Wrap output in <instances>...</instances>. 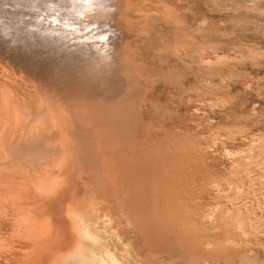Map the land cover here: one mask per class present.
Returning <instances> with one entry per match:
<instances>
[{
  "label": "rangeland",
  "instance_id": "obj_1",
  "mask_svg": "<svg viewBox=\"0 0 264 264\" xmlns=\"http://www.w3.org/2000/svg\"><path fill=\"white\" fill-rule=\"evenodd\" d=\"M20 2L23 0H0V212L3 214L0 213V244L3 247L0 249H3L5 253L9 249L14 250L15 247L16 249L22 248L23 243L27 246L28 238L27 241L22 240L23 238L21 239L18 233L22 212L25 208L22 202L31 195L37 197L36 195L39 194L38 198H42L43 194L45 198L49 199L50 196L52 200L61 197L58 199L67 213L75 211V208L79 206L77 202L82 203L85 210L92 212L94 218L87 219L83 212L74 221V227L79 234L86 229L97 236L95 242L99 259H110L113 254L120 257L128 256L123 243L130 239L131 235L133 236V233H130L131 230H136L138 227L146 234L149 253L129 251L134 252L129 256L131 258L133 255H135L134 259L138 257V260L146 257V260L144 258L141 260L148 264L151 260L155 263L150 264H156V262L157 264L162 262V264H240L238 261L241 262L244 258L243 252L240 253L241 256L238 254L233 257L222 249L212 251L213 253L199 250L195 252L189 248L192 244L191 236L188 233L185 235V231L179 225L175 226L177 231L175 233L168 230H165V233L161 232L162 222L160 224L154 218V209L159 207V203L163 200L159 197L160 191L157 188L165 170L158 154L170 151V149L174 150L175 146H169L170 140L177 141L184 135L201 142L199 144L201 157L199 160L193 157L191 166H187L189 174L192 175L191 178L196 180V186L188 190L190 208L193 210L217 208L219 212L214 223L215 228L207 230L209 232L207 235L219 245L225 239H234V231L229 230L227 226L229 216L233 215L232 210L238 207L230 204L233 198L228 185L232 184L235 179L227 172L230 159L226 152L247 148L254 135L264 136V0H188V2L182 0L181 5L178 3L176 7L186 24L195 28L204 17L208 18V22L210 21L209 27L206 28L210 29L208 31L210 33H205L206 36L200 34L194 37L195 48L193 54L187 58L183 55L176 57L170 53H167L169 56L166 53L161 55V52L156 51L158 49L154 52L153 46L161 42L156 36L148 38V41L146 38L136 37L131 33L125 34L119 40L118 36L113 34L100 37L101 32L108 30L109 27L101 26L102 22L98 21L101 27L98 30L96 28L98 25H96L93 31L92 28H87V23L90 22L88 18L85 19V23L82 22L84 18L76 21H81L79 26L82 31L80 32H73V28L64 27L66 19L62 20L63 24L56 23L58 28L67 30L65 33L67 38L64 37L65 35L59 37L57 34L45 31L53 22V18L31 8L30 5L21 6ZM165 34V41L171 44L173 34L167 30ZM102 40L112 42L110 44L113 50L110 56L106 57L102 49L104 45ZM115 41L118 43L122 41V43L120 42L118 46ZM155 42L157 44H154ZM150 43H152L151 46ZM119 49H121L120 52ZM216 53L231 55L234 60L229 59L228 62L208 69L199 64L200 56H214ZM74 54L77 55L76 58ZM78 56L80 57L77 58ZM126 57L132 60L125 61ZM115 58L119 59L118 62ZM152 58L155 61H152ZM32 59L34 60L31 61ZM64 59L67 61H63ZM71 59L74 60V64L73 62L70 64ZM79 63L84 64L83 68ZM94 67L96 70L93 69ZM121 72L123 73L120 74ZM209 83L216 84L217 88L210 90ZM120 85H124L123 88ZM94 102L97 104L94 105ZM91 103L95 108L100 107L96 108L102 110V112L96 111L100 112V115L95 114V111H89ZM87 105H90V108ZM58 109L62 113H59ZM48 113L50 115L47 116ZM103 113L106 115L101 116L104 115ZM60 114L62 118L59 117ZM225 114L230 115L226 118L227 120L224 119ZM36 115L40 118L35 119ZM115 115L116 118L118 116L119 121L121 120L119 124L123 122L125 127L123 125H121L122 128L117 127L118 123L115 122H118V118L116 120ZM211 117L214 119L210 120H215V123L210 125L209 118ZM52 119H55L56 124H53ZM109 119L112 120L109 121ZM193 120L196 123L192 125ZM39 121H41L40 124ZM90 121L97 124H94V127L97 126L95 130L94 127H84ZM92 123L88 126H92ZM197 125L202 126L198 128ZM31 126L35 128L32 130ZM82 127H84L85 131H82L84 133L79 131ZM166 134L167 138H165ZM87 140L92 141V144ZM161 143L165 144L168 150L164 145L160 146ZM262 146H264V141H262ZM177 148L179 147L176 146L175 149ZM116 155L119 157L117 158ZM94 156L97 157V164ZM255 157L256 175L253 176L256 180L253 187L251 186L253 189L246 192L244 197L246 200L243 197L242 199L246 201L244 204L246 207H243L247 211H253L249 221L252 226L251 232L263 234V236L248 237L250 244L244 246H247L248 251H254V253L256 251L261 257L259 260L262 261H252L251 264H264V187L262 186L264 182L260 181L264 174L262 168L264 157L263 159L259 156ZM114 163L117 166H114ZM115 167H120L121 170L126 167L128 170L125 168V173L130 176L122 178L125 173L118 168L117 173L119 174H116L117 178L114 176L115 179L110 176V172L116 171ZM130 168L135 170V176L132 174L133 171L130 173ZM106 169L109 171L106 172ZM106 173L109 176H105ZM129 178L134 184L138 182L135 178L139 181L144 179L146 187L138 193V203L135 205L137 208L135 207L133 217H127L121 210L115 209V211L106 202L112 196L117 197V201L125 198L124 183L127 185L131 182ZM239 179H236V183L241 181ZM100 181L101 184H99ZM113 183L122 184L124 189L121 186L120 188L124 190V193ZM105 185L107 187L104 188ZM113 185L121 193L114 194L113 190L116 192V188ZM191 190H194L191 192L192 196H190ZM74 193H78L79 198H76L77 195ZM139 204L141 205L138 206ZM94 207L97 208V212ZM195 215L197 216L198 213ZM125 216L126 218H123ZM127 221L130 223L127 224ZM131 222L136 223L137 227L133 226V228ZM160 225L162 227L158 228L157 226ZM33 231L34 229H31L32 234L35 233ZM113 232L117 233L114 235ZM252 237L254 239H251ZM20 244L22 245L19 246ZM32 244L34 246V243ZM100 244H104L103 247ZM25 245L23 246L26 248ZM4 257L0 254V260H4Z\"/></svg>",
  "mask_w": 264,
  "mask_h": 264
},
{
  "label": "bare ground",
  "instance_id": "obj_2",
  "mask_svg": "<svg viewBox=\"0 0 264 264\" xmlns=\"http://www.w3.org/2000/svg\"><path fill=\"white\" fill-rule=\"evenodd\" d=\"M4 1V0H3ZM18 1V0H17ZM182 0H23V2H20L21 6L22 5H30L31 8L37 9L40 12H44L47 14V17L49 18H53V22L51 24H49L48 28H44L45 31L47 32H52L54 34H57L59 37L65 35V33L67 32L66 29H63L61 27H57L56 25V21L59 20L61 24H63L62 20H67L68 23V27L73 28V32H80L82 31L80 28V23L76 22L77 20H81L82 18H84V22L85 23V19L87 20V18L90 20V22L87 23V28H92V30L94 29L93 27H95L96 25H98V21H101L102 25L104 27H109V29L106 31H102L101 36L100 37H105L108 34H113L114 36H118L117 39H121L123 36H125V34L127 33H131L134 34L136 37H143L146 38L148 41V38L152 37V36H156V38L159 37V40L161 41L160 44H157L155 42L153 46L154 52L158 51V53L161 52L162 54H173L176 57H181L183 55V57L185 56V58H187L189 55L191 56L193 50H194V46H195V38L196 35H202V36H206L209 30H207L206 28L209 27L208 24V18L204 17L202 18L200 24L198 25V27H191L190 25H188V23H185V20L183 19L182 15L179 14V9L176 7V5H178V3L181 5ZM188 2V0H187ZM19 3V2H18ZM185 3V2H184ZM2 5V4H1ZM13 5V4H12ZM19 8V7H18ZM190 9V8H189ZM193 9V7H192ZM194 10V9H193ZM191 11V10H190ZM84 13L83 16L79 15L78 13ZM194 12V11H191ZM9 13V12H8ZM187 13V12H186ZM195 13V12H194ZM18 14V13H17ZM10 15V14H9ZM185 16V15H184ZM75 18V19H71V18ZM185 18V17H184ZM24 22V21H21ZM16 23V22H15ZM55 23V25L53 24ZM58 24V23H57ZM33 25V24H32ZM61 26V25H60ZM79 26V27H78ZM100 25H98L96 28L99 30V28L101 27ZM15 28V27H14ZM24 28V27H23ZM41 29V27H40ZM96 29V30H97ZM10 30V29H9ZM86 30V28H85ZM95 30V31H96ZM165 30H167L170 34L172 33L174 38L172 39V43L170 44V42L167 44V42L165 41L164 37L165 35ZM28 31V30H27ZM41 31V30H40ZM94 31V30H93ZM101 31V30H100ZM99 31V32H100ZM207 31V32H206ZM92 32V31H91ZM203 33V34H202ZM207 33V34H205ZM34 35V34H33ZM100 35V34H99ZM21 36V35H20ZM25 36V35H24ZM49 36V35H47ZM70 36V35H69ZM94 36V35H93ZM133 36V35H132ZM65 38H67V36H64ZM195 37V38H194ZM113 38V37H112ZM73 39V38H72ZM99 39V38H98ZM107 38H105L106 40ZM116 39V40H117ZM155 40V38H153ZM20 40V39H19ZM112 40V39H111ZM115 40V39H113ZM151 40V39H150ZM12 41V40H11ZM10 41V42H11ZM23 41V40H22ZM108 41V40H107ZM103 42V48L104 52L107 56H110L111 51L113 50V48L111 47L112 42L108 43V42ZM152 41V40H151ZM8 42V41H6ZM70 42V41H69ZM73 42V41H72ZM89 42V41H88ZM94 41H92L93 43ZM116 44L118 43L117 41H115ZM122 43V41H119V43ZM9 43V42H8ZM17 43V42H16ZM54 43V42H53ZM57 43V41H56ZM62 43V42H61ZM87 43V42H86ZM98 43V42H97ZM100 43V42H99ZM119 43L117 44L119 46ZM144 43V42H143ZM149 43V42H148ZM153 43V41H152ZM152 43H150L149 45L151 46ZM63 44V43H62ZM68 44V43H67ZM72 44V43H71ZM101 44V43H100ZM17 45V44H16ZM65 45V44H63ZM115 45V43H114ZM144 45V44H143ZM201 46V45H200ZM65 47V46H64ZM72 47V46H71ZM90 47V46H89ZM157 47V48H156ZM60 48V47H59ZM67 48V47H66ZM98 48V46H97ZM116 48H114L115 50ZM151 49V48H150ZM155 49H158L155 51ZM96 50V49H95ZM94 50V51H95ZM121 49H119L120 52ZM134 50V49H133ZM58 51V50H57ZM98 51V50H96ZM102 51V50H100ZM73 52V51H72ZM84 52V51H83ZM118 53V51H116ZM129 51V55H130ZM163 52V53H162ZM183 52V53H182ZM15 53V52H14ZM22 53V52H20ZM57 53V52H56ZM71 53V52H70ZM128 53V52H127ZM126 53V54H127ZM16 54V53H15ZM64 54V53H62ZM61 54V55H62ZM78 54V53H76ZM76 54H74L75 58H76ZM113 54V53H112ZM122 54V53H120ZM134 54V52H133ZM167 54V56H169ZM8 55V53H7ZM25 55V54H24ZM31 55V54H30ZM66 55V54H65ZM68 55V54H67ZM79 55V54H78ZM83 55V54H82ZM91 55V54H90ZM99 55V54H98ZM115 56V54H113ZM16 56V55H15ZM60 56V55H59ZM58 56V57H59ZM70 56V55H69ZM81 56V55H80ZM80 56H78L77 58H79ZM87 56V55H86ZM113 56V57H114ZM154 56V55H153ZM167 56L165 57V59L167 58ZM237 56H241V55H237ZM57 57V56H56ZM57 57V58H58ZM67 57V56H66ZM159 57V56H157ZM32 58V57H31ZM30 58V59H31ZM38 58V57H37ZM42 58V57H41ZM49 58V57H48ZM69 58V57H68ZM86 58V57H85ZM84 58V59H85ZM127 58V57H126ZM129 58V57H128ZM127 58L128 61L129 59ZM160 58V57H159ZM238 58V57H237ZM26 59V58H25ZM47 59V58H46ZM52 59V58H51ZM56 59V58H55ZM90 59V58H89ZM151 59V57H150ZM153 59V58H152ZM172 59V58H171ZM189 59L191 60V57H189ZM188 59V60H189ZM230 60H234V57H232L231 55L229 56H224V55H219L217 54L216 56L212 57V56H204L201 57L200 62L204 65H209V66H213V65H217L220 64L222 62H228ZM34 59H32L31 61H33ZM36 60V59H35ZM72 60V59H71ZM116 62H118V60L115 58ZM132 60V59H130ZM129 60V61H130ZM135 60V58H134ZM142 60V59H141ZM147 60V59H146ZM178 60V59H176ZM180 60V59H179ZM13 61V60H12ZM45 61V60H44ZM54 61V60H53ZM63 61H67L66 59H64ZM74 60L70 61L72 64ZM150 61V60H149ZM152 61H155L154 59ZM37 62V61H36ZM35 62V63H36ZM55 62V61H54ZM78 62V61H77ZM76 62V63H77ZM84 63H86V61H83ZM93 62V61H92ZM90 61V63H92ZM14 63V62H13ZM31 63V62H29ZM56 63V62H55ZM58 63V62H57ZM75 62H73L74 64ZM94 63V62H93ZM123 63V62H122ZM132 63V61L130 62V64ZM154 63V62H153ZM45 64V63H43ZM60 64V63H59ZM58 64V66H59ZM69 64V65H70ZM80 64V63H79ZM119 64H121L119 62ZM145 64V63H144ZM143 64V65H144ZM19 65V64H18ZM39 65V63H38ZM82 65L81 67L83 68V63L80 64ZM146 65V64H145ZM22 66V65H20ZM44 66V65H43ZM52 66V65H51ZM56 66V65H55ZM42 67V66H41ZM65 67V66H64ZM91 67V66H90ZM96 67V66H95ZM95 67L93 69H95ZM46 68V67H45ZM80 68V67H79ZM81 68V73L83 72V69ZM37 69V68H36ZM126 69V68H125ZM48 70V69H47ZM89 70V69H88ZM96 70V69H95ZM121 70V69H119ZM28 71V70H27ZM45 71V70H44ZM59 71V70H58ZM85 71V70H84ZM112 71V70H111ZM115 71V70H114ZM129 71V70H128ZM127 71V72H128ZM67 72V71H66ZM90 72V71H88ZM87 72V73H88ZM94 72V71H92ZM119 72V71H118ZM85 73V72H84ZM83 73V75H84ZM117 73V70H116ZM123 72H121L120 74H122ZM130 73V72H129ZM53 74V72H52ZM118 74V73H117ZM119 75V74H118ZM139 75V74H138ZM144 75V74H143ZM88 76V74H87ZM86 76V77H87ZM91 76V75H90ZM121 76V75H120ZM124 76V75H123ZM34 77V75H33ZM43 77V76H42ZM52 77V76H51ZM82 77V76H81ZM93 77V76H92ZM117 77V76H116ZM122 77V76H121ZM39 79V78H38ZM123 79V78H122ZM126 80V79H125ZM54 81V80H53ZM128 81V80H127ZM91 82V81H90ZM120 82V81H119ZM125 83V82H124ZM121 84V83H120ZM119 85V84H118ZM116 86V84H115ZM121 86V85H120ZM118 86V87H120ZM124 86V85H123ZM123 86H121L123 88ZM87 87V85H86ZM117 88V87H116ZM118 89V88H117ZM103 90V89H102ZM120 90V88H119ZM122 93V92H120ZM119 93V96H120ZM114 94V93H113ZM21 95V94H20ZM58 95V94H57ZM116 95V94H114ZM127 95V94H126ZM118 96V97H119ZM122 96V95H121ZM26 97V96H25ZM29 98V97H28ZM27 99V98H26ZM69 99V98H68ZM93 99V98H92ZM118 99V98H116ZM28 100V99H27ZM30 100V99H29ZM46 100V99H45ZM115 100V99H114ZM2 101V100H1ZM11 102V101H10ZM65 102V101H64ZM70 102V101H69ZM73 102V101H72ZM105 102V101H104ZM48 103V102H47ZM66 103H68L66 101ZM90 103V102H89ZM88 103V104H89ZM93 103V102H92ZM92 103L90 105H92ZM97 103L94 102V105H96ZM44 105V104H43ZM90 105H87L88 107ZM94 105L91 106V109H89V111L91 110V112H94L95 114L98 113L96 112L97 110L99 111L100 109H96V108H100V107H94ZM55 106V105H54ZM100 106V105H99ZM70 107V106H69ZM75 108V106H73ZM94 107V109H92ZM110 107V106H108ZM41 108V107H40ZM87 108V107H86ZM55 109V108H54ZM57 109V108H56ZM55 109V110H56ZM60 109V108H59ZM59 113H62L61 110ZM96 109V110H95ZM102 109V108H101ZM107 108H105L106 110ZM104 110V108H103ZM108 110V109H107ZM47 111V110H46ZM57 111V112H58ZM64 111V110H63ZM102 112V110H100ZM113 111V110H112ZM116 111V110H115ZM198 111V110H197ZM255 111V110H253ZM119 112V111H118ZM199 112V111H198ZM100 113V112H99ZM98 113V114H99ZM105 113V112H104ZM103 113V114H104ZM117 113V112H116ZM115 113V114H116ZM200 113V112H199ZM197 113V114H199ZM202 113V112H201ZM31 114V113H30ZM53 114V113H52ZM67 114V113H66ZM102 114V113H101ZM113 114V112H112ZM118 114V113H117ZM116 114V115H117ZM205 114V113H204ZM50 115V113L47 114V116ZM65 114H63L64 116ZM100 115V114H99ZM101 115V116H105ZM114 115V114H113ZM115 115V118H116ZM12 116V115H11ZM44 116V115H43ZM52 116V115H51ZM61 116V114L59 115V117ZM68 116V115H67ZM97 116V115H96ZM119 116V114H118ZM117 116V118H118ZM34 117V116H32ZM31 117V118H32ZM39 117L36 115L35 119ZM53 117V116H52ZM51 117V118H52ZM66 117V115H65ZM120 117V116H119ZM30 118V120H31ZM40 118V117H39ZM50 118V120H51ZM62 118V116H61ZM64 118V117H63ZM105 118V117H103ZM111 118V117H110ZM114 118V117H113ZM116 118V120H117ZM29 119V118H28ZM33 119V118H32ZM47 119V118H46ZM60 119V118H59ZM68 119V118H66ZM106 119V118H105ZM104 119V120H105ZM196 119V118H195ZM205 119V118H204ZM214 119V118H213ZM4 120V119H3ZM42 120V119H41ZM53 120V119H52ZM107 120V119H106ZM105 120V121H106ZM112 120V119H111ZM109 119V121H111ZM115 120V121H116ZM180 120V119H179ZM32 121V120H31ZM55 119L53 120V124H56ZM66 121V120H65ZM108 121V120H107ZM121 121V120H120ZM119 118H118V122L116 121L115 123L117 127L119 126V128H122L125 123H121L119 124ZM124 121V119H123ZM183 121V120H182ZM202 121V120H201ZM34 122V119H33ZM41 121H39L40 124ZM62 122V121H61ZM86 122V121H85ZM89 122V121H88ZM113 122V121H112ZM168 122V121H166ZM175 122V121H173ZM184 122V121H183ZM182 122V124H183ZM186 122V121H185ZM188 122V121H187ZM192 122V121H191ZM4 123V122H3ZM32 123V122H31ZM30 123V124H31ZM50 123L52 124V122L50 121ZM65 123V122H64ZM78 123V122H77ZM90 123H92V121H90ZM89 123V124H90ZM113 123V124H115ZM193 123L195 124L196 122L193 120ZM199 123V122H198ZM215 120H210L209 119V124H214ZM36 124V123H35ZM42 124V123H41ZM87 124V123H86ZM85 124V125H86ZM88 124V125H89ZM94 124L96 123H92V126H84V124H80L81 126L83 125L85 128H89V127H94ZM34 125V124H33ZM37 125V124H36ZM77 125V124H76ZM97 125V124H96ZM123 125V126H121ZM187 126V124H185ZM191 125V124H190ZM191 125V126H192ZM52 126V125H51ZM61 126V125H60ZM80 126V127H81ZM88 126V127H87ZM183 126V125H182ZM198 126V125H197ZM202 126V125H201ZM201 126H198L201 127ZM33 127V126H31ZM30 127V128H31ZM39 129V126H37ZM36 127V128H37ZM79 130V131H85L83 130ZM125 127V126H124ZM171 127V126H170ZM185 128V126H183ZM188 127V126H187ZM28 128V129H30ZM35 128V126L33 128H31L32 130ZM42 128V127H41ZM90 128V129H91ZM97 128L94 127V130ZM181 128V126H180ZM78 129V127H77ZM165 129V128H164ZM167 129V128H166ZM165 129V130H166ZM183 129V128H182ZM187 129V128H185ZM189 129V128H188ZM192 128H190L191 130ZM93 130V131H94ZM121 130V129H119ZM118 130V132H119ZM164 130V132H165ZM179 130V129H178ZM184 130V129H183ZM169 131V130H168ZM171 131V130H170ZM182 131V130H181ZM180 131V132H181ZM193 131V130H192ZM88 132V130H87ZM91 132V131H90ZM89 132V133H90ZM160 132V131H159ZM176 132V131H175ZM184 132V131H183ZM84 133V132H82ZM93 133V132H92ZM167 133V131H166ZM179 133V131H178ZM177 133V134H178ZM187 133V132H186ZM87 134V133H85ZM168 134V133H167ZM166 134V137H168V135ZM185 134V133H184ZM48 135V134H47ZM83 135V134H82ZM81 135V136H82ZM89 135V134H88ZM179 135V134H178ZM177 135V136H178ZM182 135V134H181ZM180 135V136H181ZM187 135V134H186ZM189 135V134H188ZM192 135V134H191ZM92 136V135H91ZM194 136V135H193ZM88 137V136H87ZM252 137V136H251ZM48 138V137H47ZM85 138V137H84ZM95 138V137H94ZM97 138V137H96ZM177 138V137H176ZM260 137H258V135H254L253 138L250 139V142L248 143V147L239 151H234V152H228V156H230L231 158H233V160H231V166L229 167V173L234 175L235 181L228 185L229 186V190L232 193V203H230L232 206L233 205H237L238 209L232 210V216H229L228 222L229 225L227 226L229 230L234 231V235L235 238H229V239H225L222 243H220V245L215 242L213 239L211 240V238L207 235V230L209 229H213L214 227V223L216 222L215 220H217V215L219 210H217V208H214V210H193L190 208V202L188 201V190L189 188H194V185L196 186V183H194L193 179L191 178L192 175H190L188 172L189 169L187 168L188 165H184L181 166L179 164L175 163V158L176 157H184L185 155L189 154V151H185V152H181V151H177L175 150L176 146H183V145H190L191 141L193 140V137L190 136H182L181 138L179 137V139L174 142H172L173 140H170V145L175 146L174 150L170 151L168 150V147L165 146V144L161 143L160 146L164 145L165 149L168 150L166 152L160 153L159 158L162 160V165H164V173L162 176V179L159 178V184L158 188L160 191V196L162 197V201L161 203H159V207L154 209V218H156L157 222L160 223L162 222V226L163 228H161L162 226H157L158 228H161V232L165 230H168L170 232L175 233L176 231V227L177 225L181 226L183 228V231H185V235H187V233L191 236V240H192V244L189 248H192V250L196 251H202V252H214L215 250L218 251V249H222L225 250L228 254H231L233 256H237L238 254L240 255V253H244V258H242L241 262L238 261V263L240 264H251L252 261L256 262V261H262L259 260L261 257L260 255H258L255 251H248V249L246 248L248 246L249 240L247 239L248 237L250 238L252 235L253 237H260L263 236V234L259 235L256 234L255 232H251V227L250 226V218H251V214H253V211H247L243 206H245L244 204H246V201H243V199H245L244 197L246 196V192L251 188V186L253 187V184L255 182V178L253 175H256V169H255V165L256 163V157L255 156H259V154L256 152V145L258 144V139ZM83 139V138H82ZM89 140V139H88ZM87 140V141H88ZM160 141V140H159ZM169 141V140H168ZM166 141V142H168ZM89 142V141H88ZM92 142V141H91ZM89 142V143H91ZM157 142V141H156ZM165 142V143H166ZM70 143V142H69ZM83 143V141H82ZM97 143V141H96ZM155 143V142H153ZM160 143V142H159ZM92 144V143H91ZM91 144H89L91 146ZM94 144V143H93ZM115 144V143H114ZM85 145V144H84ZM88 145V148L90 149ZM95 145V144H94ZM129 146V145H128ZM168 146V145H167ZM86 148V147H85ZM84 148V149H85ZM95 148V147H94ZM97 148V146H96ZM92 149V148H91ZM96 150V149H95ZM72 151V150H71ZM87 151V150H86ZM92 150H90L91 152ZM89 152V151H88ZM94 152V151H93ZM97 152V150H96ZM98 154V153H97ZM104 154V153H103ZM101 155V154H99ZM123 155V154H122ZM74 156V155H73ZM104 156V155H103ZM117 158L120 156L116 155ZM125 156V155H124ZM127 156V155H126ZM95 157V156H94ZM123 158V156H121ZM158 157V156H157ZM61 158V157H60ZM96 158V160H95ZM94 160L96 161L97 164V157H95ZM104 158V157H103ZM107 158V157H106ZM105 158V159H106ZM115 158V157H114ZM131 158V157H130ZM159 159V160H160ZM72 160V159H71ZM93 160V161H94ZM103 160V159H102ZM160 160V161H161ZM157 161V160H156ZM155 162V161H154ZM93 163V162H92ZM118 163V162H115ZM114 166H117L115 165ZM157 163V162H156ZM160 163V162H159ZM158 163V164H159ZM95 164V162H94ZM119 164V163H118ZM121 164V161H120ZM136 163L134 162V165ZM119 166V165H118ZM160 166V165H159ZM105 167V166H104ZM113 167V166H111ZM136 167V166H135ZM134 167V168H135ZM95 168V167H94ZM116 168V167H115ZM120 169V167H118ZM116 168V171L113 173L110 172V176H116V174H119L117 172H119ZM126 168V167H125ZM123 169L121 170L122 172L125 173V170L127 169ZM133 168V166H132ZM132 168H130V173L131 171H133V176H135L136 174L134 173L135 170H133ZM160 168V167H159ZM100 169V168H99ZM114 169V168H113ZM112 169V170H113ZM97 170V169H96ZM95 170V171H96ZM128 170V169H127ZM99 171V170H98ZM109 170L106 169V172H108ZM160 172V171H159ZM97 173V172H96ZM104 173V172H103ZM123 173V174H124ZM102 174V173H100ZM107 174V173H106ZM105 176H109L108 174ZM114 174V175H112ZM122 174V175H123ZM62 175V173H61ZM96 175V174H95ZM98 175V174H97ZM130 176V174L125 173V175H123L122 178ZM160 175V174H159ZM251 175V176H250ZM101 176V175H100ZM120 176V175H119ZM190 176V177H189ZM111 177V179L113 178ZM155 177V176H154ZM153 177V178H154ZM99 178V177H98ZM97 178V181H98ZM115 178V177H114ZM114 178L112 179L113 182H115ZM115 178V179H116ZM126 178V179H127ZM131 178V177H130ZM129 180L131 182H127L128 186L125 184V189L122 187V184L119 185H114L117 186V188L120 186L125 190V198L121 201H117L116 198H114L112 196V198H114V200H112V198H108L106 200L107 204L110 207H113L114 210H121V212L125 213L127 215V217H133V214L135 213V205H137V199L139 197V191L144 188V179L142 181H139L137 178H135V180H137L138 182H136V184H134L133 180L130 179ZM138 178H141L138 176ZM240 178L239 180H241V182L236 183V179ZM253 178V179H252ZM106 179V178H105ZM119 179V178H118ZM70 180V179H68ZM103 180V178H102ZM120 180H122L120 178ZM124 180V179H123ZM122 180V181H123ZM128 180V181H129ZM141 180V179H140ZM153 180V179H152ZM244 180V181H243ZM106 181V180H105ZM118 181V180H116ZM127 181V180H126ZM146 184H147V179L145 180ZM157 181V180H156ZM60 182V181H59ZM108 182V181H107ZM121 182V181H120ZM125 182V180H124ZM103 183V182H102ZM118 183V182H117ZM122 183V182H121ZM98 184V182H97ZM101 184V181L100 183ZM110 184V183H109ZM104 185V184H103ZM102 185V187H103ZM113 185V186H114ZM260 185V184H259ZM258 185V186H259ZM101 186V185H100ZM114 186V187H115ZM127 186V187H126ZM155 186V185H154ZM71 187V186H70ZM107 187L106 185L104 186V188ZM111 187V186H110ZM34 188V187H33ZM32 188V189H33ZM116 188V187H115ZM116 188V192L114 191V194H116L117 192L119 193L120 191H117ZM118 188V189H119ZM122 188H120V190H123ZM146 188V187H145ZM257 188V187H256ZM101 189V188H100ZM124 190L122 193H124ZM228 190V191H229ZM101 191V190H100ZM152 191V190H151ZM159 191L157 193H159ZM229 191V193H230ZM252 191V190H251ZM68 192V190H67ZM75 192V191H74ZM191 192H194V190L190 191V196ZM258 192V191H257ZM121 193V192H120ZM156 193V192H155ZM36 194V193H35ZM109 194V193H108ZM39 195V194H38ZM38 195H36L37 197H34L33 195L29 196L27 199L23 200L22 203H24V211L22 212L23 216H22V221H21V226L19 227V235L21 236L22 240L28 241L26 242L27 246L23 243V245L26 246V248L20 244L19 246H21L22 248L16 249V247L14 248V250L10 251L11 249H9L7 252L5 251V253L3 252V249L1 250L0 254H2V256L4 257V260H0V264H146L144 261H142L141 259H143L144 257H142L140 260H138L137 258L134 259L135 255H133V258L129 257L132 253L134 252H139L142 253V251H144V253H149L148 251V246H147V240L146 238V234L144 233V231L140 228L137 227L136 223L133 224L134 222V218L132 219L133 222H131V226L133 227H137L136 230L132 229L130 233H133V236L131 235L130 239H127L123 245L125 250L128 253V256H116L117 254H113V257L110 259H99L97 257V243L95 242L97 240V236L91 234L90 231H87L86 229L84 231H81L82 233L79 234V232L77 231V229L74 227V221L77 220L78 217H80L83 212L86 214L87 219L94 218L93 214L91 211L89 210H85V206L83 207L82 203H78V207L75 208L74 212H69L67 213V211H65V209H63L62 205L60 204L59 199L61 198H57L56 200H52V198L49 196L48 198H45L44 195L42 194V198H38ZM74 196L76 198L78 197V193H74ZM104 195V194H102ZM5 196V195H4ZM110 196V195H108ZM10 197V196H9ZM48 197V195H47ZM70 197V196H69ZM72 197L73 199H76ZM158 197V196H157ZM230 197V196H229ZM243 197V199H242ZM51 198V199H50ZM56 198V197H55ZM103 198V196H102ZM240 198V199H239ZM251 198V197H250ZM120 199V198H119ZM71 200V199H70ZM136 200V201H135ZM238 200V201H236ZM246 200V199H245ZM10 201V200H9ZM158 201V200H157ZM67 202V201H66ZM105 202V203H106ZM109 202V203H108ZM147 202V201H146ZM147 204V203H145ZM156 204V203H155ZM81 205V206H80ZM141 204H139L138 206H140ZM256 205V204H255ZM259 205V204H258ZM6 206H7V202H6ZM147 206V205H146ZM145 206V207H146ZM219 206V204L217 205ZM216 206V207H217ZM119 207V208H118ZM156 207V206H155ZM243 207V208H242ZM246 207V206H245ZM7 208V207H6ZM94 207V210L97 212V208ZM137 208V207H136ZM23 209V208H22ZM10 210V209H9ZM14 210V208H13ZM110 210V209H109ZM16 211V210H15ZM18 211V210H17ZM116 211V210H115ZM3 212V211H2ZM118 212V211H117ZM1 213V212H0ZM195 213H198V215L196 216ZM2 214V213H1ZM9 214V213H8ZM15 214V213H13ZM71 214V215H70ZM139 214V213H138ZM3 215V214H2ZM20 215V214H19ZM17 215V216H19ZM226 215V214H225ZM229 215V213H228ZM6 216V215H4ZM70 216H73L72 218H70ZM113 216V215H112ZM124 216V215H123ZM7 217V216H6ZM9 217V216H8ZM115 217V216H113ZM123 218H126L123 217ZM7 219V218H6ZM20 219V220H21ZM129 218H127L128 220ZM3 220V219H2ZM19 220V221H20ZM117 220V218H116ZM131 220V219H130ZM129 220V221H130ZM131 220V221H132ZM84 221V218H83ZM126 221V220H125ZM129 221H127V224L130 223ZM226 221V220H225ZM120 222V221H119ZM20 223V222H19ZM156 223V224H158ZM33 224V225H32ZM228 224V223H227ZM12 225V224H11ZM159 225V224H158ZM14 226V224H13ZM130 226V224H129ZM130 226V227H131ZM139 226V225H138ZM178 226V227H179ZM133 227V228H134ZM31 229H34L33 232L35 233H31ZM117 229V228H116ZM164 229V230H163ZM142 230V231H141ZM114 231V230H113ZM117 231V230H116ZM119 231V230H118ZM117 231V232H118ZM133 231V232H132ZM167 231V233H168ZM14 232V231H13ZM116 232V233H117ZM177 232V231H176ZM16 233V232H15ZM115 232H113L114 234ZM115 233V234H116ZM172 233V234H173ZM181 233V232H180ZM183 233V235H184ZM209 233V232H208ZM13 234V233H12ZM113 234H112V238H113ZM114 234V235H115ZM160 234V233H159ZM169 234V233H168ZM35 235V236H34ZM121 235V234H120ZM163 235V234H161ZM166 236V234H164ZM38 237V238H35ZM109 237V236H108ZM119 238V236H117ZM115 237V239L117 238ZM121 237V236H120ZM129 237V236H128ZM177 237V236H176ZM251 239H254V238ZM35 238V239H34ZM111 238V239H112ZM123 238V237H121ZM121 238L119 240H121ZM175 238V237H174ZM185 238V236H184ZM263 238V237H262ZM13 239V238H12ZM110 239V240H111ZM114 239V238H113ZM144 239L146 240V242L144 241ZM187 239V237H186ZM247 239V241H246ZM31 242H30V241ZM109 240V242H111ZM117 240V239H116ZM114 241V240H113ZM116 242V241H114ZM123 242V241H122ZM264 242V241H263ZM11 243V242H10ZM30 243V244H28ZM34 243V246L33 244ZM121 243V242H120ZM32 244V245H31ZM109 244V243H108ZM114 244V243H113ZM112 244V245H113ZM29 245V246H28ZM101 245V244H100ZM104 245V244H103ZM103 245H101L103 247ZM111 245V244H110ZM244 245H247L246 247ZM7 246V245H6ZM99 246V245H98ZM116 246V245H115ZM118 246V244H117ZM263 246V245H261ZM0 247H2V245L0 244ZM120 247V246H119ZM150 247V246H149ZM3 248V247H2ZM113 248V247H112ZM123 248V249H124ZM108 249V248H107ZM109 249H111L109 247ZM116 249V248H114ZM118 249V247H117ZM116 249V250H117ZM122 249V247H121ZM119 250V249H118ZM117 250V251H118ZM191 250V251H192ZM249 250H253V249H249ZM123 251V250H122ZM129 251H134L132 253H130ZM216 251V252H217ZM263 251V249H262ZM124 252V251H123ZM193 252V251H192ZM212 252V253H213ZM117 253V252H116ZM126 253V252H125ZM130 253V254H129ZM226 253V254H227ZM122 254V253H121ZM208 254V253H207ZM247 254V255H245ZM140 256V255H139ZM229 256V255H228ZM241 256V255H240ZM141 257V256H140ZM230 257V256H229ZM230 257V259H231ZM264 257V255H263ZM196 258V257H195ZM3 259V258H1ZM215 259V258H214ZM227 259V258H226ZM144 260H146V257L144 258ZM151 260V259H150ZM149 260V261H150ZM156 260V259H155ZM154 260V261H155ZM264 260V259H263ZM230 261V260H229ZM153 262L152 260L150 261V263ZM159 262V260H158ZM232 262V261H230ZM149 263V264H150ZM155 263V262H153ZM163 263V262H162ZM161 263V264H162ZM148 264V263H147ZM157 264V262H156ZM258 264V263H256ZM260 264V263H259ZM262 264V263H261Z\"/></svg>",
  "mask_w": 264,
  "mask_h": 264
},
{
  "label": "crops",
  "instance_id": "obj_3",
  "mask_svg": "<svg viewBox=\"0 0 264 264\" xmlns=\"http://www.w3.org/2000/svg\"><path fill=\"white\" fill-rule=\"evenodd\" d=\"M192 27V26H191ZM194 51V50H193ZM192 54H193V52H192ZM217 54H219V55H223V54H221V53H216L214 56H216ZM214 56H212V57H214ZM224 56H226V55H224ZM201 57H204V56H200L199 58V64L202 66V67H204V68H206V69H208V68H211V67H215V66H217V65H219V64H217V65H213V66H209V65H204V64H202L201 62H200V60H201ZM222 63H224V62H222ZM221 64V63H220ZM208 87L210 88V90H214V89H216L217 88V85L216 84H211V83H209L208 84ZM259 106V105H258ZM257 106V107H258ZM257 107H256V109H257ZM253 110H254V108H253ZM224 116H226V117H224V119H226V118H229V116L230 115H228V114H225ZM209 119H213L212 117L211 118H209ZM222 120H223V118H222ZM227 120V119H226ZM219 123H221V122H219ZM262 141H264V136H260V138L258 139V144L256 145V152L259 154V158L260 159H263V157H264V146H262ZM201 142L199 141V140H196V139H194L193 138V140L191 141V143H190V145H183V146H178L179 148H177V149H175V150H177V151H181V152H185V151H189L190 153L189 154H187V155H185L184 157H176L175 158V163L176 164H179V165H181V166H184V165H190L191 166V161H192V159H193V157H196L198 160H199V158L201 157V153L199 152V144H200ZM174 149V148H173ZM239 150H241V149H237V150H235V151H239ZM228 152H234V151H231V150H229V151H227L226 153H228ZM229 159H230V165L228 166V169H227V172L229 173V167L231 166V160H233V158H231L230 156H229ZM263 168V172H264V167H262ZM230 174V173H229ZM232 176H234V175H232ZM236 177L234 176V179H235ZM193 179V178H192ZM193 181H194V183L196 182V180H194L193 179ZM244 181V180H243ZM260 181L261 182H264V174H263V176L261 177V179H260ZM241 182V181H240ZM260 182V183H261ZM262 186L264 187V184H262ZM217 188H219L218 187V185H217ZM199 210H201V209H199ZM203 211V210H202Z\"/></svg>",
  "mask_w": 264,
  "mask_h": 264
},
{
  "label": "clouds",
  "instance_id": "obj_4",
  "mask_svg": "<svg viewBox=\"0 0 264 264\" xmlns=\"http://www.w3.org/2000/svg\"><path fill=\"white\" fill-rule=\"evenodd\" d=\"M86 2H87V0H86ZM78 14L81 15V16H83L84 13L80 12V13H78ZM56 23H60V21L57 20ZM68 26H69L68 23L65 21V23H64V27L67 28Z\"/></svg>",
  "mask_w": 264,
  "mask_h": 264
}]
</instances>
